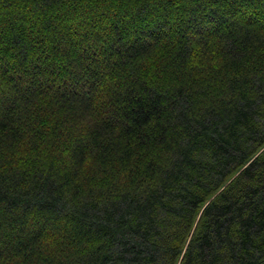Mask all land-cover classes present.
<instances>
[{"label": "trees", "instance_id": "trees-1", "mask_svg": "<svg viewBox=\"0 0 264 264\" xmlns=\"http://www.w3.org/2000/svg\"><path fill=\"white\" fill-rule=\"evenodd\" d=\"M0 264H264V0H0Z\"/></svg>", "mask_w": 264, "mask_h": 264}, {"label": "rangeland", "instance_id": "rangeland-1", "mask_svg": "<svg viewBox=\"0 0 264 264\" xmlns=\"http://www.w3.org/2000/svg\"><path fill=\"white\" fill-rule=\"evenodd\" d=\"M257 21H259V18H258V20Z\"/></svg>", "mask_w": 264, "mask_h": 264}]
</instances>
